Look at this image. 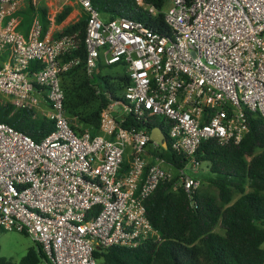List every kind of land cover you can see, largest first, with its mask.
Masks as SVG:
<instances>
[{
  "label": "built area",
  "instance_id": "1",
  "mask_svg": "<svg viewBox=\"0 0 264 264\" xmlns=\"http://www.w3.org/2000/svg\"><path fill=\"white\" fill-rule=\"evenodd\" d=\"M23 1L0 0V94L16 108L42 112L54 129L34 141L0 122V229L29 236L51 264H98L99 248L159 239L148 196L176 175L172 190L182 188L193 204L200 143L240 142L247 111L264 119V0H169L167 33L126 17L104 21L90 0H70L87 17V74L102 59L122 63L129 77L124 101L103 109L94 136L76 133L63 109L59 73L70 63L58 57L76 47V35L54 39L46 30L41 37L37 17L22 34L15 13ZM47 19L56 24L55 14L47 11ZM32 60L41 65L29 71ZM130 114L165 118L166 145L185 156L184 166L165 162L150 130L124 128Z\"/></svg>",
  "mask_w": 264,
  "mask_h": 264
},
{
  "label": "trees",
  "instance_id": "2",
  "mask_svg": "<svg viewBox=\"0 0 264 264\" xmlns=\"http://www.w3.org/2000/svg\"><path fill=\"white\" fill-rule=\"evenodd\" d=\"M90 1L104 21L126 17L158 32L170 30L162 13L169 0H144L157 9L156 15L150 14L136 0ZM71 10L66 6L58 12L55 23L64 21ZM15 15L19 18L16 27L19 32L28 34L37 17L42 26L41 37L45 35L49 26L46 6L24 0ZM86 19L82 13L77 20L54 31L51 37L73 34L77 37L76 47L58 57L62 65L70 63L59 73L63 109L76 133L88 130L94 136L100 134L103 109L124 101L123 91L129 77L122 63L105 64L102 59L93 74H87ZM40 65L39 61L32 60L28 70H37ZM246 117L249 129L240 142L220 145L215 139H209L200 143L195 158L207 167L205 171L192 173L200 183L193 195V204L182 188L172 190L175 174L148 196L146 214L159 239H147L136 247L99 248L94 251L98 264H264V119L250 111L246 112ZM144 119L130 114L122 126L148 130L159 127L164 133L170 126L165 118L160 120L158 116ZM0 122L34 141H40L54 129L53 121L44 115L16 108L7 100L0 101ZM160 155L175 169L187 162L185 156L172 150L169 144ZM123 167H127L126 160ZM42 259L51 264L40 244L34 243L19 262L0 255V264H38Z\"/></svg>",
  "mask_w": 264,
  "mask_h": 264
},
{
  "label": "rangeland",
  "instance_id": "3",
  "mask_svg": "<svg viewBox=\"0 0 264 264\" xmlns=\"http://www.w3.org/2000/svg\"><path fill=\"white\" fill-rule=\"evenodd\" d=\"M35 2L39 6H46L47 11L50 15L51 14L56 15L66 6H70L72 8L70 14L66 17V19L62 23L59 24V27H62L72 21L77 20L82 14L79 8L73 5L70 0H35ZM114 72H116V70ZM4 100L5 97L2 94H0V101H4ZM36 113L42 114V112L39 111ZM158 118L162 120L163 117L158 116ZM206 167H207L206 163H201L199 167V171H205ZM32 245H34V242L26 234L14 230L5 231L0 229V255L2 257H5L17 263L26 254L28 248L31 247ZM262 247H264V242L262 244ZM38 264H47V263L45 260L42 259Z\"/></svg>",
  "mask_w": 264,
  "mask_h": 264
},
{
  "label": "water",
  "instance_id": "4",
  "mask_svg": "<svg viewBox=\"0 0 264 264\" xmlns=\"http://www.w3.org/2000/svg\"><path fill=\"white\" fill-rule=\"evenodd\" d=\"M150 135H151V137L154 140H156L158 143H160V145L162 146V148H164V149L167 148L165 133L162 131L161 128H159V127L152 128L150 130Z\"/></svg>",
  "mask_w": 264,
  "mask_h": 264
},
{
  "label": "crops",
  "instance_id": "5",
  "mask_svg": "<svg viewBox=\"0 0 264 264\" xmlns=\"http://www.w3.org/2000/svg\"><path fill=\"white\" fill-rule=\"evenodd\" d=\"M78 8V7H77ZM80 10V9H79ZM63 22V21H62ZM61 22V23H62ZM63 27V26H62ZM62 27H58V25L57 24H54L53 26H48V29L47 30H49V34L52 36V33L54 32V31H56V30H60ZM43 102H41V107H42V109H46V108H48V106H47V104H46V101L43 99L42 100ZM121 108H122V105H120V106H117L116 108H115V112H114V115L115 116H119L120 115V113H121Z\"/></svg>",
  "mask_w": 264,
  "mask_h": 264
}]
</instances>
